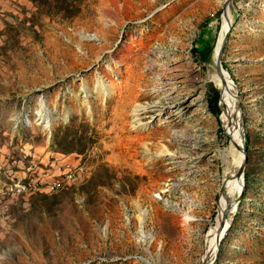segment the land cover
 I'll return each mask as SVG.
<instances>
[{"label": "rangeland", "instance_id": "1", "mask_svg": "<svg viewBox=\"0 0 264 264\" xmlns=\"http://www.w3.org/2000/svg\"><path fill=\"white\" fill-rule=\"evenodd\" d=\"M224 1L0 0V177L48 185L60 168L81 172L54 193L0 197V264H203L223 183L217 150L230 146L220 99L218 114L209 108L219 89L204 80ZM229 9L221 59L248 157L240 208L211 260L264 264V0ZM204 29L207 61L193 49ZM138 103L142 130L131 128ZM159 146L172 155L153 159Z\"/></svg>", "mask_w": 264, "mask_h": 264}, {"label": "bare ground", "instance_id": "2", "mask_svg": "<svg viewBox=\"0 0 264 264\" xmlns=\"http://www.w3.org/2000/svg\"><path fill=\"white\" fill-rule=\"evenodd\" d=\"M223 15V14H222ZM229 16H231L230 9H229ZM223 25H222V31L221 34L217 40L216 46L214 48V55L218 51L220 47L221 39L227 29V17L223 15L222 17ZM83 40H92L85 34V32H82ZM87 42V41H86ZM214 55H213V63H211V67L213 68L214 65ZM227 75H229L230 78L231 75L228 73L225 69ZM206 77L204 80H208L212 82L217 89H219V92L221 93V108L223 111L224 119H223V130L225 134L228 137L229 140V147H223L217 150V153L219 154V158L224 171H223V183L222 187L220 189L221 192V198L219 200V212H218V219L216 227L210 232L209 239L207 240L208 247L205 251V255L203 258V264H211L212 258L215 256L216 248L219 239H221L224 236L225 230L227 231V227L229 223H225V228L219 233V229L221 227V224L223 222V212L228 209V206H230L232 210V215L237 213L238 211L235 210L236 207L234 206L233 200L237 198V196L241 195L242 192H244V186H245V179L243 178H236V173L239 170L242 160H243V152L240 148V144H243V136H244V126L242 124V115L240 116L241 111L239 109L238 105V99L235 96V85L233 83H222L221 78L215 73L214 68L211 70L210 68L207 69ZM207 78V79H206ZM105 79V78H104ZM104 79L100 78L98 90L102 89L103 87H107V89L104 91L105 96L110 97L114 92V87H108L104 84ZM40 106L42 107L41 110H39V115L42 118L41 124L47 128L49 132L52 131L53 124H54V116L51 111V109L48 106L47 101L42 98L40 102ZM148 106L142 105L140 103L136 104L134 107V111L132 114L133 121L131 124V128L134 130H142L147 127V123H142L140 121L142 113L147 111ZM159 117H161L162 113L159 112L157 114ZM158 117V118H159ZM26 123L32 124L31 119H26ZM242 138V139H241ZM226 148V149H225ZM144 152H147L148 150L145 148ZM172 155L169 150L166 149L164 146H159L154 154L153 159H160L165 156ZM151 156V155H150ZM74 168V167H73ZM30 169V168H29ZM75 172H79V168H74ZM15 175L14 178L10 182H5L2 177H0V197H14L17 195H26L29 193H36L38 191H46V192H57L59 191L63 186L65 187L67 184L71 182H75L77 179V175L75 177H71L68 174H65L59 178H55L53 181L47 183L46 185L44 182H42V185H35V183H38V180H41V178L35 176V175ZM11 178V177H10ZM53 184H56L55 187H53ZM53 187V188H52ZM11 189V190H10ZM49 194V193H48ZM138 205V204H137ZM139 206V205H138ZM239 210V209H238ZM144 216L145 211L139 210V214L137 215L138 221L141 223V225L144 223ZM189 222L192 221L191 216L187 215L186 218ZM139 237L144 240H149L152 242L155 239V235H145L140 227V231L138 233Z\"/></svg>", "mask_w": 264, "mask_h": 264}, {"label": "water", "instance_id": "3", "mask_svg": "<svg viewBox=\"0 0 264 264\" xmlns=\"http://www.w3.org/2000/svg\"><path fill=\"white\" fill-rule=\"evenodd\" d=\"M231 1L232 0H225L224 1V6H223L222 14L225 17H227V29H226V31H225L222 39H221L220 47H219L218 51L215 53V55H214V65H213V68H214L215 73L221 78L222 83L229 84L231 82V83H233L235 85V96L238 99V105H239V109L241 111L242 110V108H241V98H240V95L238 94L237 84L224 71V68H223V65H222V59H221L223 47H224V45L227 42V39H228V36H229V32H230L231 27H232L231 16H229V5H230V2ZM220 99H221V95H220ZM241 115L242 114H240V116ZM242 124H243V121H242ZM242 140H243V144H240L241 145L240 148H241V150L243 152V160H242V164H241V166H240V168L237 171V173H236L235 176H236V178H243L244 179V177H245V167H246V164H247V157H248V155H247V151H246V147H245V136H243V139ZM241 201H242V194L239 195V196H237V198L235 200H233V203L232 204H234V206L236 207L235 210L238 211V209L240 208ZM230 208L231 207L228 206V209L223 212V222H222L221 227L219 229V233L222 230H224L225 223H229L228 230L230 228L231 220H233V218L235 216V213L232 215V210ZM228 230L227 231L225 230L224 236L226 235V233L228 232ZM224 236L221 239H219V241H218L215 256L218 253L219 246H220L221 241L224 238ZM211 264H215V263L212 261Z\"/></svg>", "mask_w": 264, "mask_h": 264}, {"label": "trees", "instance_id": "4", "mask_svg": "<svg viewBox=\"0 0 264 264\" xmlns=\"http://www.w3.org/2000/svg\"><path fill=\"white\" fill-rule=\"evenodd\" d=\"M204 34L207 36V39H205V42L203 40ZM210 38H211L210 34L207 33V31L204 29V31L202 32V34H200V36L198 38V42H195V44L193 46V49L196 52L200 53L201 58L204 61H207L209 59V56H210L211 52L213 51V45L210 42ZM201 40H203V42H201ZM202 44H203V47H201ZM219 99H220V92L218 93L217 91H215V94L211 98L208 99L209 108L212 109L213 112L215 111L216 114H218V110H214V109H218L217 105H218Z\"/></svg>", "mask_w": 264, "mask_h": 264}, {"label": "built area", "instance_id": "5", "mask_svg": "<svg viewBox=\"0 0 264 264\" xmlns=\"http://www.w3.org/2000/svg\"><path fill=\"white\" fill-rule=\"evenodd\" d=\"M61 174H68L71 177H75L77 174H81V172H75L73 167L68 168L67 170H62L60 168V175ZM33 175V174H32ZM35 185H42V181L38 180V183H35ZM56 184H53V187H55ZM52 187V188H53ZM11 190V189H10Z\"/></svg>", "mask_w": 264, "mask_h": 264}, {"label": "crops", "instance_id": "6", "mask_svg": "<svg viewBox=\"0 0 264 264\" xmlns=\"http://www.w3.org/2000/svg\"><path fill=\"white\" fill-rule=\"evenodd\" d=\"M10 174H12V173H10ZM13 175V174H12Z\"/></svg>", "mask_w": 264, "mask_h": 264}, {"label": "clouds", "instance_id": "7", "mask_svg": "<svg viewBox=\"0 0 264 264\" xmlns=\"http://www.w3.org/2000/svg\"><path fill=\"white\" fill-rule=\"evenodd\" d=\"M12 175V174H11Z\"/></svg>", "mask_w": 264, "mask_h": 264}]
</instances>
